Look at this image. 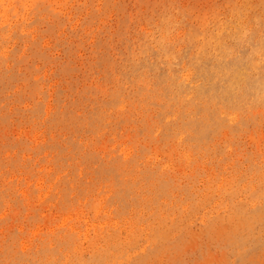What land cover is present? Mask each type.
<instances>
[{"label":"rangeland","instance_id":"374dc122","mask_svg":"<svg viewBox=\"0 0 264 264\" xmlns=\"http://www.w3.org/2000/svg\"><path fill=\"white\" fill-rule=\"evenodd\" d=\"M0 264H264V0H0Z\"/></svg>","mask_w":264,"mask_h":264},{"label":"bare ground","instance_id":"6f19581e","mask_svg":"<svg viewBox=\"0 0 264 264\" xmlns=\"http://www.w3.org/2000/svg\"><path fill=\"white\" fill-rule=\"evenodd\" d=\"M38 137V136H37ZM36 141V140H35ZM38 143H39V141H38ZM26 190V189H25ZM28 190V189H27ZM25 193V192H24ZM99 208V207H98Z\"/></svg>","mask_w":264,"mask_h":264}]
</instances>
